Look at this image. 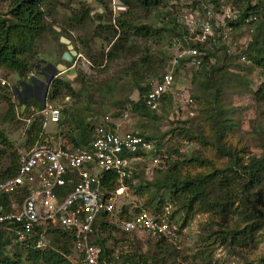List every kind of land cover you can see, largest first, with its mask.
Here are the masks:
<instances>
[{"label": "rangeland", "instance_id": "obj_1", "mask_svg": "<svg viewBox=\"0 0 264 264\" xmlns=\"http://www.w3.org/2000/svg\"><path fill=\"white\" fill-rule=\"evenodd\" d=\"M9 1L0 0L1 19L9 18ZM193 1L199 3L201 0ZM193 3L190 0H169L167 4H163L145 18L144 11L136 10L137 12L131 14L135 26L147 24L157 31L160 30L161 34L157 37L143 38L131 33V38L124 44L120 57L108 62L106 58L104 59V55L116 40V36H122L116 21L127 11L123 3L117 0H45L42 5L48 29L35 40L31 50L32 56L39 59V64H42L39 67L40 71L46 66V62L53 64L54 67L58 64L69 66L65 71H57L54 77L68 82L78 94L77 98L55 99L49 104L56 107L68 104L84 107L82 116L96 123L107 114L117 120L121 111L130 108L126 98L132 101L138 100L135 78H139L131 74L133 71L142 77L139 83L144 86L154 79L150 77L148 69L151 68L156 74L165 69L171 53L167 45L173 35L163 29L172 26L171 19L175 18L180 24L183 17L191 15L196 18L198 28L200 27L198 24L209 17L213 20L215 18L221 24L219 28L222 36L218 39V43L212 42L207 46L225 48V54L220 51L217 54L223 64L224 74L216 76L215 80L218 82L222 79L228 80L227 83L220 82L222 86L219 91V101L214 104L209 91L204 90L201 77L196 75L197 67L184 66L175 79L177 93L173 95L171 102L167 101L166 105L162 103L159 110L152 111L155 118L133 114L122 123L121 130L124 133H141L156 141V144L153 143L154 151L148 154V159L135 165V169L132 170L134 178L130 179L129 185L121 187L114 193L115 212L111 213L113 216L108 221L117 230L113 231V238L108 244L111 247L113 245L115 257L119 253H129L140 256L148 263L206 264L198 257L201 251L206 249L201 244L205 229L216 231L218 227H223L225 230L227 227L239 225L242 227L239 216L241 208L237 204L233 205L227 214V219L217 217V211L203 208L200 204H195L194 209L185 215L172 200H168V196L162 202L159 215L178 231L177 238L171 242L158 243L156 238L143 232H125L121 229L124 218L118 216L122 207L128 209L129 216L134 214L135 209H144L150 213L152 208L151 203H147L150 200L148 191L154 193L155 188H152L149 182L154 177L160 181L167 173V168L174 167L175 164L181 177L191 172L207 173L214 168L222 169L226 165V159L218 156L209 144L212 142L210 118L217 110L233 126V129L226 133L225 140L240 152L242 160H246L251 155L260 156L264 152V69L253 67L243 56H236L239 43L246 36L247 27L243 25L233 29L222 25L221 10L225 12L231 6L226 0L221 1V10L210 8L206 13L200 9V6H203L202 2L200 6ZM256 3L257 0L252 1V5ZM85 10L90 11L91 20L79 27L73 18L80 16ZM258 15L259 20L264 16V12L261 11ZM256 24L253 25L254 29ZM110 25L114 26L117 33L108 43L104 41V37L109 34L103 27ZM60 38L67 39L77 53L71 62L61 61L62 54L68 49L65 44L60 43ZM129 46L134 48L125 53L124 50ZM146 54L149 60L155 61L153 65L150 61V68L149 65L140 63L141 57ZM2 72L7 76L12 89V75L5 70ZM35 72L33 70L28 75L32 73L37 76ZM38 77L44 87L46 83L44 76ZM45 88L42 90L44 91ZM259 89L261 92L255 94ZM42 95L39 96L41 99ZM191 96H196L197 99H194L195 103L188 105L186 100ZM7 97V101L0 98V180L5 167L14 159V155L17 153L20 156L30 145L27 142L26 131L30 123L27 118L31 116V112L24 113L26 106L22 104L20 94H8ZM117 102H121L122 105L120 107L115 105ZM8 103L14 105L13 119L7 118ZM54 129L57 128L52 124L47 125V130ZM4 140L7 141L5 144ZM8 143L11 144L10 147ZM155 158H159V162L153 164L152 159ZM189 159H198L202 163L199 166H191L187 163ZM206 193L210 199L219 198V194L213 195L207 190ZM49 240L43 237L44 246L47 242L50 243ZM208 249L211 250L207 253L211 257L208 264H260L257 262V257L262 255L264 248L259 244L257 250L251 248L230 250L223 246H210ZM6 250L8 256L18 252L21 256L25 255L21 248L12 243L6 246Z\"/></svg>", "mask_w": 264, "mask_h": 264}, {"label": "trees", "instance_id": "obj_2", "mask_svg": "<svg viewBox=\"0 0 264 264\" xmlns=\"http://www.w3.org/2000/svg\"><path fill=\"white\" fill-rule=\"evenodd\" d=\"M117 1L123 3L127 7V11L122 13L121 17L116 21L122 36H116L117 31L113 25H110V27H103L107 34H109V36L107 35L104 37V41L109 43L111 39L116 36V40L111 44L109 51L105 55L103 54L107 62L120 57L124 49V44L131 38V33H133L134 36L143 38L148 36H159L161 31H157V29H153L147 24L141 25L140 27L135 26L131 14L140 9L144 11L143 17L145 18L163 4H167L169 0ZM190 1L194 2V5L198 4L197 6H200L202 2L203 6H200V9L203 13H206L210 8L218 11L221 10L220 6L222 0H201L199 3L193 0ZM252 1L253 0H226L227 4L231 5L228 10L232 14L229 18H222L220 22L233 29H238L243 25L247 27L246 36L243 41L239 43V46L243 47V49L240 51L238 50L236 56H243L249 60L253 67L264 69V16L258 20V14L261 11L264 12V0H257L258 3L255 5H252ZM44 2L45 0H10L9 18H0V75L7 79V76L2 71L5 70L9 72L12 75L11 80L13 84L11 90L8 88L0 89V98L7 101L8 94H20V99L23 100V104L26 106L24 113L30 112V107L39 111L43 108L45 103H52L55 99L62 100L65 98L68 100L72 97H78V94H76L68 82L56 77L50 78V73H47L46 76L44 75L47 70L50 71V69L54 67L53 64L46 62V66H44L41 72L39 67L42 64H39V59L32 56L31 50L35 40L41 37L43 32L48 29L44 19V12L42 11ZM222 14L224 15V11L221 10V15ZM251 16L256 17V20H251L249 22L248 19H250ZM73 20H75L76 25L82 27V25H85L91 20L90 11L85 10L81 12V15L74 17ZM171 22L172 26H169L168 29H163L168 30V32L173 35L167 45V49L171 51V53H169V59L173 56V39H176L184 48H195L198 50L202 60L197 67L198 70L196 71V75L201 77V83L205 86L204 90L207 89L206 91H209L214 104L217 103V101H219V91L222 86L220 82H228V80L224 79L219 82L215 80L216 76H222L221 73H223V64L221 63V59L217 57V54L219 51L225 54V48L224 46H218V48H208L207 46L212 42L218 41L222 36L221 29L215 28L214 34L210 37L208 36L204 42L190 41L188 39L189 32L186 27L177 23L175 18L171 19ZM210 22L212 26L215 27V21L211 19ZM254 23H257L255 29L253 27ZM132 48H134V46L127 47L126 50H124L125 53ZM28 53L31 54L28 55ZM150 61L152 60H149L146 54L141 57L140 63L147 64L149 65L148 68H150ZM43 63L45 64V62ZM154 63L155 61H152V65ZM181 63L183 64V61H181ZM182 64L173 73L175 79L180 69L184 66H188L184 64L183 66ZM167 66L168 63L165 69L159 74H156L151 68L147 71L150 72L151 78L158 79L166 72ZM33 70L36 71L35 74H37V76L32 73L28 75ZM14 73L19 77L18 82L13 81ZM131 74L137 76L139 79L142 78L135 71ZM40 75L45 76V82L49 80L43 103L42 99L39 97L44 92L40 88L41 79L38 77ZM139 79L135 78L139 95L138 100L132 101L126 98V102L130 105L132 115L138 114L149 118L154 117L153 112L150 111L144 103V96L150 89L151 83L142 86L139 83ZM32 85L34 87H32ZM258 92H261L260 89L256 91L255 94H258ZM173 97V95L167 94L162 100L163 105L171 102ZM188 99H190L191 102L186 104L191 105L197 97L191 96ZM115 105L120 107L122 103L117 102ZM83 109L85 108L75 107V105L69 106V104L61 108V119L56 127L63 134L70 149L73 147L88 146L92 139L94 128L100 124L102 120L96 123V121L92 119H87L85 116H82L84 112ZM123 111H121L120 114ZM215 112L216 113H213L210 118L212 142L209 144L218 156L226 159V165L222 169L214 168L210 172L198 174L191 172L181 177L180 171L176 170L177 164H175L174 167L167 168V173L163 175L160 181L157 177H154L152 181L149 182L150 186L155 188V192L151 193L148 191L150 200L147 202L148 204L151 203L150 207L152 208V211L148 213L156 221L163 220L159 213L162 208V202L165 200L166 196H168V200H172L174 205L185 215L194 209L193 207L195 204H200L203 208L215 212L217 211V217L227 219V214H229L233 205H239V208H241L239 216L242 227H239L240 225L227 227L226 230L223 227H218L216 231L205 229V233L201 237V244L204 245L206 249L205 251H201L198 257L206 264L211 261V257L207 254L211 251L208 249L210 246H223L230 250L250 248L257 250L258 245L262 244L264 248V152L260 156L251 155L248 156L246 160H242L240 152L233 148L230 142L225 140L226 133H229L233 129V126L229 124L226 117L221 116L220 111L217 110ZM21 114L22 113H20V115ZM120 114L118 116H120ZM13 117H15L14 105L10 103L7 118L13 119ZM28 119H30V117H28L27 120ZM40 131V118L35 117L34 120L30 121L26 131L28 144H31L33 140L36 139ZM138 134L144 139L153 142L154 145L156 144V141H153L150 137H146L141 133ZM6 142L4 140V144ZM7 145L9 147L11 146L10 143ZM18 161L19 156L16 153L14 159L5 167L0 181L11 178L16 174L19 166ZM184 163L183 161L182 164L184 165ZM187 163L191 166H199L202 162L198 159H189ZM131 178H134V176L131 175L128 178L120 180L116 174L105 172L102 174L100 181V187L104 196L110 197L121 187H126L129 185ZM70 189L71 185H67L58 190V195L63 197L69 193ZM206 190L211 191L213 195L219 194V198L210 199ZM21 200L19 195L15 197L6 194L0 195V215L13 211L14 203ZM140 210L141 209H135L134 214L138 213ZM114 212L115 211H113V213ZM111 216L113 215L102 214L94 231V236L92 237V243L98 244L101 248V258L109 264H156L155 262L148 263L147 260L142 259L140 256L129 253H119L117 257L114 256L115 249L113 245L111 247L108 244L113 238V231L117 230L114 225L109 224L108 219ZM118 216L124 218V220H129L132 217V215L129 216L126 207H122ZM147 235L152 237L149 234ZM41 237H47L48 240L50 239V243L47 242V245L44 247H37V242ZM153 238H156L158 243L171 242L163 236H155ZM72 240L73 237L71 234L56 227H48L44 234H42L41 228L35 229V233L32 234L28 240L24 241L25 243L19 244L14 242L13 238L10 237L7 232L0 230V264H72L68 259L73 254ZM9 243L21 248L25 255L21 256L19 254L20 252H18L14 253L13 256H8L6 246ZM257 262L264 264V249L262 255L257 257Z\"/></svg>", "mask_w": 264, "mask_h": 264}, {"label": "built area", "instance_id": "obj_3", "mask_svg": "<svg viewBox=\"0 0 264 264\" xmlns=\"http://www.w3.org/2000/svg\"><path fill=\"white\" fill-rule=\"evenodd\" d=\"M227 10L221 18H229ZM209 15V14H208ZM249 22L255 21L251 16ZM211 17L202 20L197 27L196 18L183 17L180 24L189 32L190 41L204 42L214 34V29L221 25ZM223 25V24H222ZM173 56L168 61L166 72L158 79H153L150 89L144 96L145 106L150 111H157L167 94L175 92V70L184 65L198 67L201 57L195 48H184L176 39L172 41ZM239 51L243 47H238ZM182 64V65H183ZM183 65V66H184ZM10 88L8 79L0 75V89ZM189 98V97H188ZM186 100L190 103L191 100ZM61 108L45 103L36 111L30 107L29 122L40 118L41 131L29 147L19 156L16 174L0 181V195L22 199L14 203V210L0 215V230L7 232L16 243H25L35 229L56 227L72 235V264H109L101 258V248L92 243L94 231L102 214L114 211V194L104 196L100 187L102 174L111 172L120 180L133 174L135 165L145 162L148 154L154 151L153 142L144 139L138 133L123 132L121 125L131 118V108L124 110L118 119L105 115L92 134L88 146L69 148L63 134L58 130H47V125L54 128L60 122ZM159 158L152 159V163ZM71 185L69 193L60 197L58 190ZM125 232H145L152 237L163 236L169 241L177 238V229L166 220H154L145 210L133 214L129 220L121 222ZM43 237L37 247H44Z\"/></svg>", "mask_w": 264, "mask_h": 264}, {"label": "water", "instance_id": "obj_4", "mask_svg": "<svg viewBox=\"0 0 264 264\" xmlns=\"http://www.w3.org/2000/svg\"><path fill=\"white\" fill-rule=\"evenodd\" d=\"M60 43L65 44L67 46V49H68L66 52H64L62 54L61 60L63 62H71L73 60V57H75L77 55L76 51L73 50L72 46L70 45V43H69V41L67 39L60 38ZM66 69H67V67L65 65H62V64L56 65L55 67L50 69V73H51V77L50 78L54 77L55 73L57 71L62 72V71H65ZM13 80L15 82L19 81V77H18V75L16 73L13 74ZM32 87H34V86L32 85ZM46 92H47V87L44 89V92H43L42 103L44 102ZM21 101H22V104H23V100H21Z\"/></svg>", "mask_w": 264, "mask_h": 264}, {"label": "flooded vegetation", "instance_id": "obj_5", "mask_svg": "<svg viewBox=\"0 0 264 264\" xmlns=\"http://www.w3.org/2000/svg\"><path fill=\"white\" fill-rule=\"evenodd\" d=\"M47 73H50V71H49V70H47V72H46L44 75L46 76V75H47ZM50 75H51V73H50ZM45 76H44V77H45ZM48 84H49V80H47V81H46V83H45L44 87H43V85H41V87H40V88H41V89H43V88L47 87V86H48ZM36 88H37V87H36ZM38 91H39V89H38Z\"/></svg>", "mask_w": 264, "mask_h": 264}, {"label": "clouds", "instance_id": "obj_6", "mask_svg": "<svg viewBox=\"0 0 264 264\" xmlns=\"http://www.w3.org/2000/svg\"><path fill=\"white\" fill-rule=\"evenodd\" d=\"M68 68V67H67ZM51 76V75H50ZM14 81V80H13ZM15 82V81H14ZM43 96V95H42Z\"/></svg>", "mask_w": 264, "mask_h": 264}, {"label": "crops", "instance_id": "obj_7", "mask_svg": "<svg viewBox=\"0 0 264 264\" xmlns=\"http://www.w3.org/2000/svg\"><path fill=\"white\" fill-rule=\"evenodd\" d=\"M67 70V69H66ZM121 127H122V125H121Z\"/></svg>", "mask_w": 264, "mask_h": 264}]
</instances>
